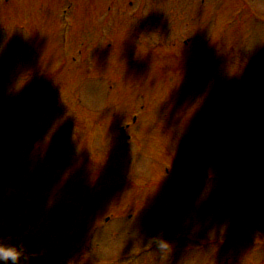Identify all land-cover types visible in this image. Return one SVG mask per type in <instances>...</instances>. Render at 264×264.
Listing matches in <instances>:
<instances>
[{
    "label": "rangeland",
    "instance_id": "rangeland-1",
    "mask_svg": "<svg viewBox=\"0 0 264 264\" xmlns=\"http://www.w3.org/2000/svg\"><path fill=\"white\" fill-rule=\"evenodd\" d=\"M70 1L76 5L75 22H72L68 30L74 37L69 40L70 50L75 53L76 62H86V66H90L93 73L89 75L90 78L86 77L81 81L80 72L83 75L85 73L76 68L74 63L71 72H68L71 73L70 77L64 75L57 82L50 73L37 71L38 65L34 64V58L25 55L24 48L20 51L19 57L26 70L35 71L30 72L31 77H25L28 72L20 71L16 80L27 82L29 78L33 81L35 77L40 79L43 75L50 76L49 85L55 90L54 96L59 101L53 108L42 103L38 110H29L32 114L29 118L18 120V116L23 114L15 115V131L12 129L11 132H17L19 136H10L7 133L4 135L6 120L0 121L1 140L4 137L0 141V169L8 167L11 161L12 165L18 166L14 173L8 172L9 179L0 175V204L7 209V212L0 214V241L22 245L28 254L29 264H118L117 259L121 257L119 264H264V181L263 176L255 175L254 170L260 171L264 168V144L261 140L264 136V30L256 25L254 32L251 29L252 23L249 27L247 22L248 32L246 31L243 41L238 35L239 29L235 28V36L238 38L230 40L237 53L233 60L221 55L229 52L228 49L218 50L217 46L213 49L216 54L220 53L218 56L213 52L209 57L199 59L211 51L210 46L215 44L217 36H194L191 45H186L191 49L177 48L167 51L161 48L166 39L178 35L180 24L177 22L183 14H180L178 6L181 3L188 7L190 0H146L143 15L139 14L142 7L138 6L136 9L137 0H108L112 2L108 23L111 28L107 30V38L92 50V33L99 27L95 15H98L96 11L104 1ZM129 2L135 5L128 6ZM16 3L15 1V5ZM28 3L34 4L33 17L37 23H41L43 17L40 10L51 7L53 0L18 1V5ZM56 3L49 14L51 23L54 24L48 30L53 37L59 10L64 6L59 0ZM234 4L226 1L222 16H227ZM173 5L176 8L170 7ZM257 5L263 13L264 0H260ZM253 8L256 9V5ZM132 9H135V13L129 19L132 15H127ZM182 10L183 8L181 12ZM17 18L25 20V12ZM224 23L218 15L217 26ZM20 28L30 35L29 24H22ZM3 33L4 27L1 23L0 37ZM12 39L14 40V35ZM41 39L44 40L42 34ZM2 42L0 38V45ZM52 48L44 49V61L45 56L52 61L59 54L58 47ZM4 53L0 54L2 67L10 63L4 59L8 57L7 52ZM13 59L15 60L14 57ZM188 60L191 62L187 63ZM106 87L113 95L112 99L109 97L105 101L102 91ZM19 92L16 89L15 93ZM7 94L5 93V97ZM109 95L108 92L107 97ZM10 107L9 103H2L0 100V112L3 116L13 113L4 112ZM131 115L138 117V124L136 128L129 129L133 140L130 139L131 149L126 151V141L119 140L116 129L119 125H126ZM39 116L42 131L44 130L43 136L46 137L42 136L41 144L37 146V154L24 158L23 145L29 138L26 133L31 132L30 124L34 126V121ZM105 118L106 122L102 120ZM109 119L116 120L114 126L110 127L112 121ZM11 122L12 120L8 123V129ZM110 131L113 133V143ZM166 131L167 135L163 137L162 134ZM133 133L137 135L133 136ZM139 135L142 139L141 149L155 148L158 149L157 154L153 162L149 161L151 164L138 158L132 166L127 165V160L133 157L129 154L134 151V145L138 144L136 138ZM159 135L162 139L158 140L155 147L154 142ZM181 135L190 142L187 141L181 151L176 148L174 152L177 139ZM115 137L117 141L114 140ZM16 142L19 146H15ZM71 149V160L66 163L63 158L70 159L68 153ZM167 150L172 158L161 154L168 152ZM196 151H200L203 158L210 162V177L208 181L205 180L204 192L200 191L204 186V179L197 180L196 176H205V172L192 177L193 187L188 193L191 198H195L197 206H191V217H194L195 227L198 226L197 223L208 225V235L219 236L217 241L214 244L209 242L196 245L184 242L185 240L174 243L167 238L170 247L166 254L155 247L153 256L146 260L144 257H140L138 262L134 258L125 260V254L129 251L136 253L138 248L130 249L128 244L124 252L120 250L121 245H125L126 235L118 239V230L132 231L128 233L127 239H137L141 235L148 238L147 240L161 234V231L156 232L153 227L145 226L135 233L132 224L135 219H128L131 222L123 219L112 220L123 215L124 210L131 204L130 202L125 206L131 195L124 189L110 194L102 191V188L112 190L121 186V180L118 176H113L114 170L110 167L117 168L123 175L127 172L125 174L136 182L145 180L147 174L143 171L146 168L150 169L155 178L161 177L163 173L164 179L168 181L174 176L172 182H158L146 192L145 196L149 197L145 199L147 204L161 207L169 204L165 200L168 196L166 194H169V201L178 202L181 199L179 192L187 191V185L184 186L187 180L184 179L185 174L181 169L186 164L192 165ZM122 153L127 155L122 157ZM59 155L61 156L58 159ZM36 162L40 173L37 177L38 189L33 190V183L25 181V178L28 167L33 169ZM105 173L108 174L104 175ZM63 176H66L65 180L59 178ZM17 182L19 184H14ZM53 185L61 187L57 194L54 193L55 197L66 196L61 199L52 198L50 202L45 197L47 187ZM31 190L34 200H31L32 194L29 196ZM35 194L38 201L35 200ZM151 198L161 199L160 202L152 204ZM22 199L31 201L30 207L23 206ZM138 202H142V199ZM136 211L132 207L128 216H134ZM254 213L255 219L252 216ZM236 217L237 220L233 221ZM107 219L115 222L109 226L102 225ZM138 219L146 220V215L141 214ZM154 220L150 225H155ZM240 220L247 224L245 230L248 231L247 239L251 242L241 236L243 230L238 234ZM167 221L172 226L173 234L176 228L178 232L185 229L177 225L180 222L177 217ZM12 222L17 224L16 227L25 225L19 239H15L17 232L13 234ZM146 222L149 223L148 220ZM95 228L101 231L93 232ZM229 234H232L233 243L228 248L223 247L225 244L222 239ZM109 246L114 247L111 254ZM170 251H177V254L171 256ZM171 257V260H166ZM173 259L176 261L170 263Z\"/></svg>",
    "mask_w": 264,
    "mask_h": 264
},
{
    "label": "clouds",
    "instance_id": "clouds-1",
    "mask_svg": "<svg viewBox=\"0 0 264 264\" xmlns=\"http://www.w3.org/2000/svg\"><path fill=\"white\" fill-rule=\"evenodd\" d=\"M154 239L158 249L166 254L169 242L162 236ZM0 264H29V257L22 245L0 241Z\"/></svg>",
    "mask_w": 264,
    "mask_h": 264
}]
</instances>
